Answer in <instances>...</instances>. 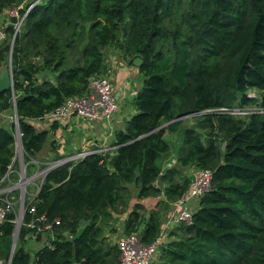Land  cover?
<instances>
[{"label": "trees", "instance_id": "obj_1", "mask_svg": "<svg viewBox=\"0 0 264 264\" xmlns=\"http://www.w3.org/2000/svg\"><path fill=\"white\" fill-rule=\"evenodd\" d=\"M27 2L0 0V18L21 4L24 14ZM14 22L0 47V66L11 62L13 88L0 93V115L16 109L26 174L48 137L28 121L87 94L88 79L103 75L106 49H118L129 61L139 57L143 80L135 113L115 133L112 151L45 175L10 263L15 214H7L0 225V264H30L24 246L32 231L26 225L40 215L51 222L53 240L34 252L33 264H118L119 236L108 244L105 233L113 231L118 210L127 208L128 185L137 200L164 201L155 205L160 212L133 205L115 232L151 243L168 203L186 192L194 175L176 168L162 173L172 148L166 131L180 134L177 167L208 169L212 181L191 224L168 233L152 264H264V0H38L11 45ZM80 44L79 59L70 65ZM43 70L51 78L37 81ZM217 108L257 111L243 118L206 112L183 123ZM15 142L14 125L0 127V182L9 171L16 179Z\"/></svg>", "mask_w": 264, "mask_h": 264}, {"label": "built area", "instance_id": "obj_2", "mask_svg": "<svg viewBox=\"0 0 264 264\" xmlns=\"http://www.w3.org/2000/svg\"><path fill=\"white\" fill-rule=\"evenodd\" d=\"M34 3L28 5L25 13L22 15L20 14V11L24 9V4L9 8L3 12V15L0 18V42L5 41L6 28L11 25V20L15 19V22L12 24L14 34L11 40V45L13 44L16 34L20 32L23 26L22 23L28 14V10ZM87 87V94L82 97H68L64 99L58 108L43 115L39 121H45L46 123L51 124L52 122L61 119H69L72 117L89 121H110L117 111V105L112 97L109 78L104 75L91 77L88 79ZM256 111L257 109L253 108H217L212 111H201L194 113L184 117L183 120H186L188 117H198L206 112H217L232 117L243 118ZM13 123L17 130H19L16 118H14ZM111 150H113V148ZM91 153L100 152L79 151L63 159L54 161L39 170H36L33 174L31 183L34 185L33 181L38 180V184L34 186L36 188L35 193H33L31 196H28V205L25 209V212L27 211V213L30 215L34 214L33 206L29 207V204L35 197L45 175L50 170L67 162H77ZM25 170L26 169L23 167L21 168L20 181L18 183H14L12 186H10V188L6 189V196L4 198H0V225L5 221L7 214L12 213L14 210L13 202L11 198L8 197V194L12 192H9V189L21 190V194L18 195V200L21 201L22 204H25V185L27 181V178L25 177ZM9 175L10 171L5 175L4 178H2L0 183L4 182L5 180L7 181L9 179ZM211 181L212 172L210 170L203 169L195 172L192 179L188 182L189 185L187 187V191L173 202L168 213L162 220L157 236L151 243L146 245L141 244L139 237L134 234L119 237L115 241V245L119 251L118 264H152L156 260L160 249L165 246L168 233L173 231V229L179 225L189 226L191 224L193 202L198 201L200 197L210 191ZM21 186H24L23 190L21 189ZM26 227L32 231L31 234L26 236V239L29 238L36 240L37 237L46 235V240H53V234L51 233V222H49L44 215L34 218L32 217ZM45 243L47 244V242Z\"/></svg>", "mask_w": 264, "mask_h": 264}, {"label": "crops", "instance_id": "obj_3", "mask_svg": "<svg viewBox=\"0 0 264 264\" xmlns=\"http://www.w3.org/2000/svg\"><path fill=\"white\" fill-rule=\"evenodd\" d=\"M104 53V72L102 74L107 76L110 80L112 97L117 105V111L114 117L110 121H89L75 117L61 119L52 122L54 126L51 130L52 123L48 124L45 121L29 120L28 124H30L34 130L48 131V137L43 149L36 155L35 160L31 161V163L35 165L36 170L79 151H98L100 153L112 151L115 133L122 131L124 123L135 113V96L142 87V75L139 73L138 68L132 65L133 59L129 61L122 56L118 49H106ZM5 72H7V74L9 73V66L3 64L0 66V79L4 76ZM14 118V110L12 114H8V112L1 114L0 127L10 130L13 126ZM173 135L180 136V134L176 133ZM164 139L166 140V138ZM179 145L180 139L178 144L172 145L168 156L163 160L162 173L167 169L176 168L182 175L188 178L195 172L193 173L192 170L188 171L191 167L184 169L177 167L175 157ZM126 188L128 192H133L135 189L133 185H128ZM149 199L156 200L155 198H148L145 200ZM160 199L164 201V198ZM143 201L141 204H143ZM173 202L168 203L169 209ZM124 214L126 215L127 213ZM45 241L46 235H42L39 241L29 238L26 239L24 248L30 255V264H33L34 252L43 246Z\"/></svg>", "mask_w": 264, "mask_h": 264}, {"label": "rangeland", "instance_id": "obj_4", "mask_svg": "<svg viewBox=\"0 0 264 264\" xmlns=\"http://www.w3.org/2000/svg\"><path fill=\"white\" fill-rule=\"evenodd\" d=\"M38 0H28V4H31V2H36ZM24 8H26L25 4L23 5ZM80 50H81V44L79 45L77 51H75L72 56L69 58V64L72 65L74 63L77 62V60L79 59V53H80ZM8 66L11 67V62L8 60V63H7ZM13 113V110H10L8 112V114H12ZM243 121H245V119H243ZM14 135H15V154H14V164H15V170L17 171L16 172V179H13V177H9V179L2 183H0V198H4L6 196V193H5V190L10 188V186H12L14 183H18L20 181V178H21V168L23 167L24 169H26V165L24 164V157H25V154H24V151L22 149V146H21V143H20V139H19V130H17L16 127H14ZM166 133V134H165ZM164 133V138H166V141L167 142H171L172 145L174 144H178L179 142V139H180V136L179 135H173V134H170L168 133L167 131ZM167 134H170V135H167ZM221 141V138L219 137L216 141L217 144H219ZM220 147H221V144H220ZM192 170V172H197L198 170H196L195 168L191 167V169H189L188 171ZM26 171V170H25ZM36 169L33 168V170L31 171V173H28L26 174L25 173V177L27 178V181H26V185H25V188H26V194H25V204H22L21 201L18 200V195L21 194V190H10L9 189V193L8 194V197L11 198L12 202H13V207H14V210L12 213L15 214V220H14V238H18V233L20 231V227L22 226V221H23V218H24V214H25V209H26V204L28 203V196H31L33 195V193L35 192V187L37 184H38V180H34L33 183L34 185H32V177H33V174L35 173ZM195 174V173H194ZM155 187H159L160 189L162 188V185L160 183H155ZM21 189L23 190L24 189V186H21ZM156 200H137L135 198V195L133 192H128L127 194V200H128V205H127V208L126 210L125 209H120L118 210L117 212V217L116 219H112L111 221V224H110V227L111 229H113L112 232H109V233H105V236H106V242L108 244H113V242L115 241V239L120 235L115 232L116 228L120 229L121 230V226H122V221L125 217V214L124 213H120V211H123L125 210V212H129L131 210V208L133 207V205H138L140 207H142V209L144 210V212L146 213L147 211H157V212H160V210L158 209L157 210V207L155 206L157 202H159V199L160 197H154ZM143 201V204H141V202ZM165 206V204L162 202L158 207H163ZM197 207V201H194L193 202V207H192V210L194 211ZM156 208V209H155ZM141 209V212H143ZM151 209H155V210H151ZM161 209V208H160ZM144 213V214H145ZM164 219V218H163ZM162 219V220H163ZM114 222L116 224H114Z\"/></svg>", "mask_w": 264, "mask_h": 264}, {"label": "water", "instance_id": "obj_5", "mask_svg": "<svg viewBox=\"0 0 264 264\" xmlns=\"http://www.w3.org/2000/svg\"><path fill=\"white\" fill-rule=\"evenodd\" d=\"M3 45V42H0V47ZM141 64V59L139 57H135L132 60V65L138 67ZM44 77L50 79L51 78V74L49 70H43L40 73H38L37 75H35V79L37 81H40L41 79H43ZM5 91H11L13 92V88H12V76H11V67L9 66V73L7 74V72L4 73V76L0 79V93L5 92ZM14 109V116L15 118H17L16 115V109L15 107ZM184 124L186 123V120H184L183 122ZM224 149V143L221 144L220 150L222 151ZM42 184V183H41ZM17 244V238L13 237V242H12V247H11V253H10V259H9V263L11 260V257L13 255V252L15 250Z\"/></svg>", "mask_w": 264, "mask_h": 264}, {"label": "clouds", "instance_id": "obj_6", "mask_svg": "<svg viewBox=\"0 0 264 264\" xmlns=\"http://www.w3.org/2000/svg\"><path fill=\"white\" fill-rule=\"evenodd\" d=\"M14 108V107H13ZM14 110V109H13ZM15 117V116H14ZM17 119V118H16ZM13 125H14V123H13ZM14 127H16L15 125H14ZM19 127V126H18ZM15 130V129H14Z\"/></svg>", "mask_w": 264, "mask_h": 264}]
</instances>
